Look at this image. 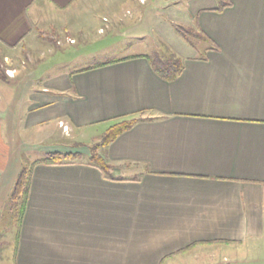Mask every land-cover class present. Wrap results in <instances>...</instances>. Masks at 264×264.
Listing matches in <instances>:
<instances>
[{"label":"crops","instance_id":"crops-1","mask_svg":"<svg viewBox=\"0 0 264 264\" xmlns=\"http://www.w3.org/2000/svg\"><path fill=\"white\" fill-rule=\"evenodd\" d=\"M230 2L0 0L4 61L30 64L0 80V227L30 151H79L98 127L140 119L102 149L111 177L88 161L35 165L0 264H264V0ZM174 24L216 49L204 54ZM53 29L56 45L39 36ZM96 29L162 38L184 70L167 81L145 51L44 67Z\"/></svg>","mask_w":264,"mask_h":264},{"label":"trees","instance_id":"trees-1","mask_svg":"<svg viewBox=\"0 0 264 264\" xmlns=\"http://www.w3.org/2000/svg\"><path fill=\"white\" fill-rule=\"evenodd\" d=\"M230 4V1L222 3L221 5L219 4L217 9L223 10ZM174 26L178 34L188 44L198 50L204 47V54L209 49H216L215 43L211 41V39L201 29L193 28L187 25L185 26L182 24H174ZM39 35L43 40H46L53 45L57 44L58 38L54 29L51 31L41 30ZM169 50L170 51H168V53H164V55L149 54L147 57L149 58L154 71L159 76L167 81H172L181 75L184 70L185 63L183 58L180 57L173 49L169 48ZM111 62L113 61L100 63L97 66L109 64ZM8 79L9 76L6 73L4 55L2 48L0 47V80L7 82ZM139 120V118L122 119L109 126L101 135L100 140L91 146L88 162L98 167L106 176L111 177L112 165L101 153V149L110 145L121 134L132 128ZM81 157L82 155L80 151H51L48 152L43 158L33 162H28L27 159L23 160L22 169L15 180L10 197L8 199V207L10 209L15 208L17 211V220L19 224H21L26 210L35 165L40 163L47 165L70 164L77 162Z\"/></svg>","mask_w":264,"mask_h":264},{"label":"rangeland","instance_id":"rangeland-1","mask_svg":"<svg viewBox=\"0 0 264 264\" xmlns=\"http://www.w3.org/2000/svg\"><path fill=\"white\" fill-rule=\"evenodd\" d=\"M217 1L218 4L221 5L222 3H226L227 1L230 0H217ZM98 16L99 18L98 20H96V22L99 21L100 23V21L102 20L101 19L102 14ZM83 22L86 23V20H83ZM84 23L83 25H85ZM182 25L186 26V24H182ZM84 32L85 30L82 33L84 34ZM60 39H63L64 41L67 38L63 37ZM70 39L71 38H68L69 42ZM139 41L141 40L134 37H129V36L126 37L123 35L120 36V33L117 32L116 30L112 32L107 31L105 34H98L96 29V31H94V33L92 34V38H86V39L82 38L81 41L76 46H74V50L68 52L66 55L64 54L61 59L59 56L54 58V54H46L44 56L45 63L43 65L45 68L48 69L49 73L51 74V73L64 72L73 69L85 68L88 66H92L97 62L106 61L107 59L110 58H117L120 56L127 55L129 53H136L140 51L149 52L150 55H154V54L164 55V53H168V51H170L169 48H171V46L162 38L155 40L154 37L149 36L143 40L144 41L143 43L142 42L140 43ZM29 65L30 64H28V62L25 61L23 55L21 54L20 61H17V59L14 58L13 61L5 62L6 73L8 68L24 67V70H27L30 68ZM11 73L12 75L15 76L17 75L14 74L13 72ZM106 128H107L106 126L104 128L102 126L98 127L97 128L98 133H96L95 137L92 138L86 137L85 139H83V142L81 143L78 142V144H76V146H78V150L81 152L82 155V157L79 158L78 161H88L91 146H93L97 141L100 140L101 135L104 133ZM72 141H74V138L71 139V137H69L68 144L71 145L73 143ZM73 146L75 145H72V147ZM102 149H101V153H102ZM45 155L46 154L43 152H39L38 150H33L27 154L26 159L28 160V162H33L35 160H38L39 158H42ZM8 206L9 204L7 202L3 211V218L0 227V237H1L0 242H2L1 245H3L4 242H7L4 237L7 231L12 228L14 229L18 225V220H17L18 215L16 209L15 208L10 209Z\"/></svg>","mask_w":264,"mask_h":264},{"label":"built area","instance_id":"built-area-1","mask_svg":"<svg viewBox=\"0 0 264 264\" xmlns=\"http://www.w3.org/2000/svg\"><path fill=\"white\" fill-rule=\"evenodd\" d=\"M70 42H71V43H74L75 40H74V39H70ZM7 73H8L9 75H12L11 70H7ZM62 125H63V124H62ZM63 128H64V130H66V131L68 130V126H64Z\"/></svg>","mask_w":264,"mask_h":264}]
</instances>
